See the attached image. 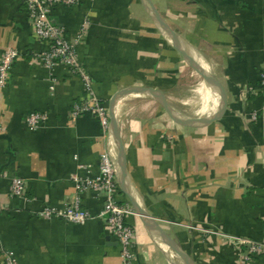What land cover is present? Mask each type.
<instances>
[{
	"label": "crops",
	"instance_id": "crops-1",
	"mask_svg": "<svg viewBox=\"0 0 264 264\" xmlns=\"http://www.w3.org/2000/svg\"><path fill=\"white\" fill-rule=\"evenodd\" d=\"M25 7L0 0V58L19 54L0 92V264L4 250L18 264H124L98 217L102 194L81 196L92 216L82 225L35 216L71 201L72 175L96 174L101 153L117 145L97 116L71 118L84 97L80 78L33 60L47 45ZM51 19L68 38L89 21L77 60L104 107L126 89H152L193 124L176 123L147 93L115 101L128 191L119 187L118 201L135 203L193 264H240L244 247L206 231L264 243V0H80L55 7ZM183 55L218 87H207ZM30 112L48 115L36 130L25 126ZM13 177L25 182L21 198L10 195ZM125 220L134 233L131 264H184L137 213ZM250 264H264V254Z\"/></svg>",
	"mask_w": 264,
	"mask_h": 264
},
{
	"label": "built area",
	"instance_id": "built-area-1",
	"mask_svg": "<svg viewBox=\"0 0 264 264\" xmlns=\"http://www.w3.org/2000/svg\"><path fill=\"white\" fill-rule=\"evenodd\" d=\"M25 11L32 26L36 38L45 43L47 48L36 53L33 60L45 68H53L62 65L67 68L70 75L80 78L84 90V97L75 102L71 109V118L75 119L83 114L97 116L104 125L108 136H110L109 110L104 107L94 96L91 89V80L83 71L77 60V47L85 38V33L90 24L84 21L80 31L73 37L68 38L65 30L54 23L51 13L57 6L72 7L80 0H24ZM93 1V0H91ZM19 58L16 50H6L0 58V92L5 88L9 78V71L13 63ZM260 87L264 89V72L260 75ZM52 90V87H51ZM47 113L30 112L24 119L25 126L29 130H36L47 120ZM114 156L108 146L100 155L98 171L96 174L88 172L85 177L72 175L75 185L73 199L62 207L43 205L35 212L39 219L64 220L73 224L82 225L91 219L90 213L81 206V196L87 192L102 194V208L98 214L109 233L115 238L120 246V254L124 264H131L134 254L131 251L134 233L126 223V217L135 215V210L127 203H121L117 199L119 193V176ZM26 192L25 182L20 177H13L10 183V195L12 197H23ZM209 234L221 236L236 249L241 250L240 264H250L254 258L264 254V243L247 238L230 237L215 231H206ZM3 264H18L12 251L2 252Z\"/></svg>",
	"mask_w": 264,
	"mask_h": 264
},
{
	"label": "water",
	"instance_id": "water-1",
	"mask_svg": "<svg viewBox=\"0 0 264 264\" xmlns=\"http://www.w3.org/2000/svg\"><path fill=\"white\" fill-rule=\"evenodd\" d=\"M159 21L162 23V21L159 19ZM165 27V26H164ZM167 30V29H166ZM174 38V37H173ZM175 39V38H174ZM176 43V42H175ZM176 49L179 50L178 45L175 44ZM184 58L190 63V65L193 66V68L196 70V72L205 80L207 81L209 84H212L214 86H217V83L211 78L209 77L206 73H204L199 67H197V65H195L193 63V61H191L189 58H187L185 55H183ZM133 92H140V93H147L148 95L153 96L161 106L164 107V109L166 110V112L168 113V115L178 124L183 125V126H191L193 124H185L184 122H182L181 120L175 118L171 112L169 107L167 106V104L165 103V100L163 99V97L161 96L160 93H157L156 91L152 90V89H146V88H131V89H126L124 91L119 92L117 95H115L114 97H112V99L109 102L108 105V110H109V120H110V127L113 131V137L116 141L117 144V148H118V157H117V161H118V165H119V169H120V175H119V187L121 189V191L125 194L128 193L127 188H126V184H125V179H126V169H125V162H124V152H123V145L121 142V139L119 137V129H118V125L115 121V118L113 116V106L115 101L121 97L124 94H128V93H133ZM205 121H202L201 123H203ZM132 207L135 210V212L142 218L144 219L145 225L147 226H152L154 227L156 230L159 231L163 241H165L168 245H170L172 248L175 249L176 253L184 260L186 261L188 264H193L192 260L186 255L184 254L178 247L177 245L154 223L153 220L148 219V216L145 214V212L140 209L135 203L132 202Z\"/></svg>",
	"mask_w": 264,
	"mask_h": 264
},
{
	"label": "bare ground",
	"instance_id": "bare-ground-1",
	"mask_svg": "<svg viewBox=\"0 0 264 264\" xmlns=\"http://www.w3.org/2000/svg\"><path fill=\"white\" fill-rule=\"evenodd\" d=\"M157 19V18H156ZM157 21H158V23H159V25H160V27H161V30L165 33V34H169V32L166 30V28L164 27V25L157 19ZM170 38H171V41H172V43L173 44H177V40L176 39H174L171 35H170ZM176 42V43H175ZM178 45V47H179V44H177ZM209 76V75H208ZM210 77V76H209ZM204 83L206 84V81H204ZM203 83V84H204ZM207 85V87H208V84H206ZM210 85H212V84H210ZM213 87H214V85H212ZM136 95H141V93L140 92H136ZM170 108V107H169ZM176 109V108H175ZM173 110V109H170V112L172 113V114H174L175 112H177L176 110ZM216 110H217V107H215L214 109H212V110H210V111H208L207 112V114L206 115H204L203 117H205V118H207L208 116H211L212 114H214L215 112H216ZM193 112H194V114H197V112L196 111H194V110H192ZM187 117V116H186ZM111 128V127H110ZM111 140H112V142H113V145H115L116 144V141H115V139H114V137H113V131H112V133H111ZM117 145V144H116ZM109 148V147H108ZM116 148H117V146H116ZM110 150V152L112 153V151H111V149H109ZM112 155L114 156V158H115V161H116V165H117V171H118V176L120 175V169H119V165H118V161H117V157H118V148L112 153ZM168 245V244H167ZM171 249H173L174 251H175V249L174 248H172L170 245H168ZM176 252V251H175ZM182 259V258H181ZM182 261L184 262V264H188L186 261H184L183 259H182Z\"/></svg>",
	"mask_w": 264,
	"mask_h": 264
},
{
	"label": "rangeland",
	"instance_id": "rangeland-1",
	"mask_svg": "<svg viewBox=\"0 0 264 264\" xmlns=\"http://www.w3.org/2000/svg\"><path fill=\"white\" fill-rule=\"evenodd\" d=\"M190 81V80H189ZM174 110V109H173ZM176 110V109H175ZM109 122H110V120H109Z\"/></svg>",
	"mask_w": 264,
	"mask_h": 264
}]
</instances>
